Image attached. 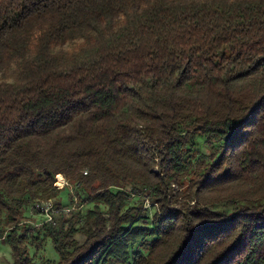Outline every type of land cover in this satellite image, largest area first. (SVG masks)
Instances as JSON below:
<instances>
[{"label":"trees","instance_id":"obj_1","mask_svg":"<svg viewBox=\"0 0 264 264\" xmlns=\"http://www.w3.org/2000/svg\"><path fill=\"white\" fill-rule=\"evenodd\" d=\"M47 240L41 264H264V0H0V242Z\"/></svg>","mask_w":264,"mask_h":264},{"label":"rangeland","instance_id":"obj_2","mask_svg":"<svg viewBox=\"0 0 264 264\" xmlns=\"http://www.w3.org/2000/svg\"><path fill=\"white\" fill-rule=\"evenodd\" d=\"M57 177H56V186L58 188H60V187L64 186L67 181L64 180V178L62 176H61L62 179H59ZM58 183H60V184H58ZM59 195H60V198L62 200L67 201L68 198L70 197L69 195H72V196L75 195V191L69 185L64 190H62ZM46 204H49V203H46ZM233 206H239V204H234V203L218 204V205H215L213 208H214V210L217 209L218 211L223 210V212H231ZM30 217L32 220H39L42 218H38V217H45V215H41L37 210L33 209V207H32V209L30 210ZM78 239L80 241L83 240V238H81V237ZM33 252H34V250L30 249L31 255L33 254ZM11 260H12V256H11L10 247L4 242L3 243L0 242V264H10ZM43 260L58 261V255L56 254L50 240L46 241L43 249L39 252V254H37V256L34 259L35 263H40Z\"/></svg>","mask_w":264,"mask_h":264},{"label":"built area","instance_id":"obj_3","mask_svg":"<svg viewBox=\"0 0 264 264\" xmlns=\"http://www.w3.org/2000/svg\"><path fill=\"white\" fill-rule=\"evenodd\" d=\"M66 185V183H65ZM63 187V186H62ZM35 209L41 214L45 215L46 221L50 222L51 221V215L57 214L58 210H55L51 207L50 204H42L41 206H35ZM51 212V214L49 213ZM65 212H68V210H65Z\"/></svg>","mask_w":264,"mask_h":264},{"label":"water","instance_id":"obj_4","mask_svg":"<svg viewBox=\"0 0 264 264\" xmlns=\"http://www.w3.org/2000/svg\"><path fill=\"white\" fill-rule=\"evenodd\" d=\"M230 138H231V134L228 133V134L224 137V140H225V141H228Z\"/></svg>","mask_w":264,"mask_h":264},{"label":"bare ground","instance_id":"obj_5","mask_svg":"<svg viewBox=\"0 0 264 264\" xmlns=\"http://www.w3.org/2000/svg\"><path fill=\"white\" fill-rule=\"evenodd\" d=\"M59 179H62L61 177H59Z\"/></svg>","mask_w":264,"mask_h":264}]
</instances>
